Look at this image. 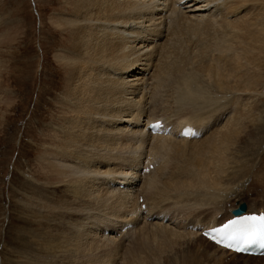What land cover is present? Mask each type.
<instances>
[{"label":"bare ground","instance_id":"obj_1","mask_svg":"<svg viewBox=\"0 0 264 264\" xmlns=\"http://www.w3.org/2000/svg\"><path fill=\"white\" fill-rule=\"evenodd\" d=\"M61 1L64 6L52 10L54 14L49 21L53 32L61 38L60 46L53 49L64 72V90L71 98L67 110L71 119L60 129L64 136L63 153L44 156L48 169L63 182L61 186L73 201L57 212L61 218L69 217L71 249L63 237L54 244L44 237L39 248L48 244L56 250L58 244L59 257L68 253L67 264H116L115 255L111 254L113 249L109 248L111 252L103 258L101 255L107 252V246L115 245L117 249L125 242L124 238L136 234L133 237L136 239L118 257L119 263L168 264L175 255L179 257L175 249L180 251L181 247L186 254L182 251L181 260L184 263V257L186 260L189 257V264L198 263L202 257L214 264H221V258H225L222 264L234 262L227 257L264 259L226 252L194 231L231 219L232 210L241 201L236 199L237 194L246 190L242 189L243 183L249 178L250 183L263 185L264 177L262 169L252 173L251 165L249 168L248 163H243L240 155L229 156L226 151V147L232 148L239 141L244 120L258 108L246 102L240 106V96L224 98V104L230 106H222L214 96L206 98L203 91L198 93L194 87L196 70L189 69L198 57L208 58V53L217 52L220 59L216 58L211 67L215 77L218 76L215 81L220 89L219 84L224 81L228 84V76L234 73L232 65L246 71L247 67H258L257 63L264 61V5L257 4L260 0H242L240 5V0L232 3L229 0L57 2ZM247 2L251 3L253 12L250 10L237 18L236 12ZM183 36L195 38L200 48L188 43L181 46ZM211 38L216 42L213 39L211 42ZM221 67L227 70L221 73ZM234 77H238V82H247L243 80L247 72ZM173 89H177L176 106H168V100L166 106L161 103L160 107L147 106L149 102L156 105L161 92ZM251 89L248 84L245 86L248 98L252 95ZM216 102L219 105H205ZM154 107L156 111L159 109L157 113ZM161 118L167 126H172L171 133L190 125L200 136L186 140L177 139L171 133L150 136L145 132L148 122ZM262 123L263 128L258 132L264 131ZM68 160L85 161L87 166H72L66 163ZM148 165L153 169L141 174ZM111 185L117 191L108 190ZM258 194L261 195L258 197ZM253 195L255 199L248 208L246 205L244 214L264 213L261 203L264 187L261 192L256 188ZM139 198L143 210L137 203ZM187 198L197 200L195 206L201 207L198 214L207 213L209 217L194 226L195 221L190 220L184 229L178 218L168 214L166 205L173 202L175 207ZM127 225L117 240L116 234L120 235ZM195 242L203 248L195 247ZM204 244L213 248L209 251L211 257L204 253ZM35 258L32 260L43 262L46 256Z\"/></svg>","mask_w":264,"mask_h":264},{"label":"rangeland","instance_id":"obj_2","mask_svg":"<svg viewBox=\"0 0 264 264\" xmlns=\"http://www.w3.org/2000/svg\"><path fill=\"white\" fill-rule=\"evenodd\" d=\"M57 1L0 0V264H67L66 257L68 253L59 257L58 244H56V250L54 248L51 249L48 244L39 248V245L43 244L41 241L44 237L45 239L49 238L52 244L63 237L71 249L67 230L70 223L68 221L69 217L65 215L61 218L57 215V212L60 211V208L66 205L69 206L73 201L71 196L67 194L68 191L65 190V187L61 186L63 182L53 176L52 169H48L47 157L44 156L46 155L45 153L54 154L63 150L64 143L62 140L64 136L60 129L63 126L62 124L71 119V114H67L71 98L67 96V92L64 90L66 88L63 80L64 72L58 65L59 62L56 60L54 53L55 49H53L55 46H60L61 38L57 33L53 32L49 21V17L54 14L52 10H59L60 6H64L63 1L60 3ZM229 1L232 3L234 0ZM260 1L264 2V0ZM260 1L257 4L264 5ZM240 3H242V0L238 4L240 5ZM249 3H245L242 9L236 12L239 13L237 18L250 10L253 12V9L250 8L251 3ZM227 29L229 30V28ZM183 37V41L180 42L181 46L187 43L189 46H196L195 38L192 39L190 36ZM212 37L217 39V35ZM213 38H211V42H213ZM215 39H213V43L216 42ZM228 39L230 40L229 36ZM197 47L200 48V44H197ZM216 58H218L217 52L208 53V58L198 57L197 62L189 66V69L196 70L197 82L194 87H196L198 93L203 91L204 96L208 99L214 96L219 104H224L225 99L240 96V106L249 103L248 105L254 106L255 109L256 107L258 108L252 112L251 116H247V120H244V131L241 133L239 141L232 148L226 147V151L229 156L240 155L239 157L244 159L243 163H248L249 165L247 164V166L249 168L251 165L252 173L262 169L264 177V137H262L264 136V131L258 132L263 128L262 122H264V61L261 60L263 63L261 61L257 63L258 67H254L257 70L251 69V67H247L248 71L245 69L239 70V68H235L232 65L234 73L228 76V84L226 81L219 84L221 86L219 89L218 83L215 81L218 76L215 77L211 67L212 62ZM226 66V68L230 69L228 65ZM226 68L221 67L220 72L224 73L227 70ZM246 72L247 77L243 78V80H247L246 83L238 82V77H234V75L240 77ZM220 76L225 75L222 74ZM247 84L252 88V98H248L247 92L244 90ZM175 87H177V83ZM176 91L177 89L161 92L159 102L156 105L149 102L147 106L151 104L152 106L157 107L158 105L160 107V103L166 106L168 105V102L166 103L167 100L171 104L168 106H173L172 104L176 106ZM171 99H173L174 103ZM253 100L255 101L254 103ZM217 102L205 105L217 106ZM222 106L230 105L224 104ZM257 118L262 121L260 122ZM258 126H260L259 130H257ZM69 156H71L70 153ZM50 159L48 157L49 161L52 160ZM204 161L205 158L203 157L202 162ZM144 162H147L146 158ZM66 163L72 166L84 167L85 164L87 166L85 161L68 160ZM243 163L241 162V164ZM233 166L232 164V170ZM238 173L240 171L236 172V174ZM249 180L248 178L243 183L242 189H246L244 190L245 192H240L236 196L237 200L241 199L238 203L247 205V208L251 201L255 199L253 195L255 189L257 188V191L261 192L264 187V183L263 185L254 183L253 179V181L251 180L253 183H250ZM112 185L108 187V190L117 191ZM248 190L251 192H247ZM228 192L231 195L233 194L232 191ZM260 195L258 194V197ZM141 202L142 199H139L137 203L140 204ZM196 202L197 200L194 202L191 198H187L183 202L177 203L175 207H173V202H169L166 205L168 214L175 219L178 218L179 224H184V229L185 226H189L186 224L188 222L191 223V221H195L194 226L199 221L209 217L207 213L198 214L197 210L201 207L198 204L195 206ZM261 203L264 205V201ZM123 232L124 230L121 231L120 235H118L119 232L116 234L117 240L123 236ZM133 237H136V234ZM133 237L123 239L125 247L123 244H120L117 249L115 245L107 246L105 250L107 252L101 255L102 258L108 252H111L110 249H113L114 253L111 252V254L115 255L116 264H121L119 263L121 261L120 255L136 239ZM204 245V253L211 257L209 251L210 248L211 250L213 248L207 244ZM194 246H198L196 242ZM198 248L203 247L200 245ZM180 249V251L179 248L175 249L177 250L175 254L179 253V257L175 255L173 257L174 262L168 261V264H179V261L180 264H189V257L186 256L187 260L184 257V263L181 260L184 247ZM115 250H117L116 253ZM200 252L204 254L202 250ZM42 254L44 259L46 256L43 262L32 260L35 257L43 256ZM201 254H199L200 257ZM184 255L186 254L184 253ZM112 258L114 259V257ZM199 259L198 263L195 264H214L205 262L207 260L205 257ZM226 259L234 261L227 264H264V259L243 258L233 260L230 257ZM223 260L225 258L219 260L221 264Z\"/></svg>","mask_w":264,"mask_h":264},{"label":"snow or ice","instance_id":"obj_3","mask_svg":"<svg viewBox=\"0 0 264 264\" xmlns=\"http://www.w3.org/2000/svg\"><path fill=\"white\" fill-rule=\"evenodd\" d=\"M229 230L231 231L229 232ZM217 231L229 232V236L232 239H238L245 246L258 244L264 247V215L246 216L232 220Z\"/></svg>","mask_w":264,"mask_h":264},{"label":"water","instance_id":"obj_4","mask_svg":"<svg viewBox=\"0 0 264 264\" xmlns=\"http://www.w3.org/2000/svg\"><path fill=\"white\" fill-rule=\"evenodd\" d=\"M241 209H243V206H241Z\"/></svg>","mask_w":264,"mask_h":264}]
</instances>
